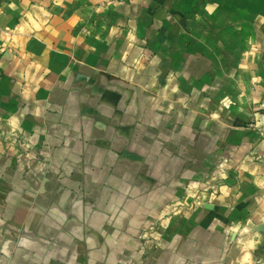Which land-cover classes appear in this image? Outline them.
Listing matches in <instances>:
<instances>
[{
    "label": "crops",
    "instance_id": "crops-1",
    "mask_svg": "<svg viewBox=\"0 0 264 264\" xmlns=\"http://www.w3.org/2000/svg\"><path fill=\"white\" fill-rule=\"evenodd\" d=\"M261 131L264 0H0V264H264Z\"/></svg>",
    "mask_w": 264,
    "mask_h": 264
},
{
    "label": "built area",
    "instance_id": "built-area-1",
    "mask_svg": "<svg viewBox=\"0 0 264 264\" xmlns=\"http://www.w3.org/2000/svg\"><path fill=\"white\" fill-rule=\"evenodd\" d=\"M127 1H131V0H127ZM251 126H252V127L255 126V123L253 122V123L251 124ZM261 135H262V137H264V131H261Z\"/></svg>",
    "mask_w": 264,
    "mask_h": 264
},
{
    "label": "rangeland",
    "instance_id": "rangeland-1",
    "mask_svg": "<svg viewBox=\"0 0 264 264\" xmlns=\"http://www.w3.org/2000/svg\"><path fill=\"white\" fill-rule=\"evenodd\" d=\"M253 122H251V124H252ZM251 126V125H250ZM252 127V126H251ZM255 126H253L252 128H254Z\"/></svg>",
    "mask_w": 264,
    "mask_h": 264
}]
</instances>
